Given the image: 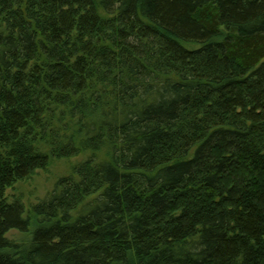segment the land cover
I'll return each mask as SVG.
<instances>
[{
  "label": "trees",
  "instance_id": "1",
  "mask_svg": "<svg viewBox=\"0 0 264 264\" xmlns=\"http://www.w3.org/2000/svg\"><path fill=\"white\" fill-rule=\"evenodd\" d=\"M0 264H264V0H0Z\"/></svg>",
  "mask_w": 264,
  "mask_h": 264
},
{
  "label": "rangeland",
  "instance_id": "2",
  "mask_svg": "<svg viewBox=\"0 0 264 264\" xmlns=\"http://www.w3.org/2000/svg\"><path fill=\"white\" fill-rule=\"evenodd\" d=\"M92 155L98 161L106 158L102 152L95 154L83 152L73 158H52L45 169L34 172L30 178L17 182L7 189L6 198L9 201L19 200L24 207L25 217H30L31 221L27 233L13 230L7 233L6 238L15 243L26 242L30 236V231L37 222V219L31 214L32 207L44 200L53 191L59 179L71 176L74 166L86 161Z\"/></svg>",
  "mask_w": 264,
  "mask_h": 264
}]
</instances>
